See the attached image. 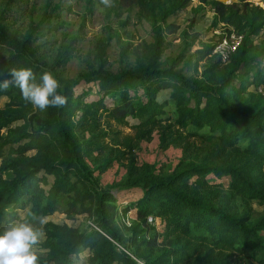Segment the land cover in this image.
Segmentation results:
<instances>
[{"label": "trees", "instance_id": "obj_1", "mask_svg": "<svg viewBox=\"0 0 264 264\" xmlns=\"http://www.w3.org/2000/svg\"><path fill=\"white\" fill-rule=\"evenodd\" d=\"M201 1L214 10V25L224 22L243 34L228 62L213 53L215 42L162 60L166 33L180 28L169 18L190 0H120L150 20L153 41L136 49L133 68L117 73L105 69L102 47L97 68L76 78L63 72L71 43L45 60L40 23L19 32L0 19V80L11 68H32L37 82L51 71L67 97L66 106L40 111L15 86L0 89V98H8L0 104V233L14 221L41 229L37 264H264V214L252 217L237 202H264V93L258 90L264 64L257 69L264 40L255 41L264 29V7L250 0ZM201 62V74L185 73V67L198 71ZM155 132L162 149L185 143L204 154L170 173L140 163L136 149ZM190 137L212 147L192 146ZM116 163L127 174L103 187L100 175ZM114 188L142 193L120 213ZM132 207L135 219L121 224ZM19 209L27 211L24 218ZM59 211L70 220L87 214L93 225L47 219Z\"/></svg>", "mask_w": 264, "mask_h": 264}, {"label": "rangeland", "instance_id": "obj_2", "mask_svg": "<svg viewBox=\"0 0 264 264\" xmlns=\"http://www.w3.org/2000/svg\"><path fill=\"white\" fill-rule=\"evenodd\" d=\"M222 1L231 3L235 0ZM250 1L264 7V0ZM215 16L211 6L201 0H190L185 10L177 15H171L170 22L177 23L180 28L176 32L166 33L162 60L166 63L183 51L193 52L207 43L212 44L217 41L218 37H221V33L228 32V28L235 30L233 26L224 22L214 25ZM194 17L195 24L192 28L190 25ZM0 19L10 24L12 30L19 32H25L31 22L40 23L44 36L40 41L42 42L40 53L45 60H52L71 43V51L63 66L64 75L69 78H76L81 73L97 68V57L102 47L105 48L106 70L117 73L122 68L131 69L137 60L136 49L143 43L153 41L150 20L140 14L136 6H124L120 0H110V5L103 4L101 0H0ZM263 40L264 29L255 37L257 43ZM260 62L257 69L264 64V56L260 58ZM183 66V63L179 65V67ZM199 66L198 71L185 67V73L187 75L201 74L204 62H201ZM253 77L252 74L250 80H253ZM237 87L238 82L235 85V88ZM250 89L254 90L255 86H251ZM258 90L264 93V86H260ZM167 96L165 92L159 93L160 100L166 99ZM7 101V97L0 98L1 105ZM168 108L171 110L170 106ZM114 125L124 133L133 132L129 126ZM200 132H207V129L204 128ZM187 140L192 146L194 144L197 147L206 145L205 151L212 147L211 144L197 137H190ZM195 148H190L185 143H172L168 148L162 149L159 134L155 132L151 140H143L138 145L136 153L140 163H156L159 171L170 173L182 160L195 159L196 155L204 154L203 151L197 152L198 149ZM126 174V166L116 163L100 175L101 185L106 187L120 182ZM48 178L51 184L54 177L49 176ZM113 192L117 196L120 213L125 206H131L133 202H136L142 193L141 191L124 192L118 188H114ZM237 202L239 210H249L252 217L257 218L264 214V202L260 200L256 199L246 203L244 199L238 198ZM19 213L21 218H24L27 211L19 209ZM135 213L136 209L132 207L126 215L122 216L121 224L125 223L130 226L135 219ZM152 217L153 221L150 222L154 224L156 220V226H160V219ZM51 218L57 223L66 222L79 228H86L89 224L93 225L87 214H80L70 220L59 211ZM14 222L22 223L21 221ZM43 239L44 235L40 238V242ZM39 243L33 245L34 253L41 252Z\"/></svg>", "mask_w": 264, "mask_h": 264}, {"label": "clouds", "instance_id": "obj_3", "mask_svg": "<svg viewBox=\"0 0 264 264\" xmlns=\"http://www.w3.org/2000/svg\"><path fill=\"white\" fill-rule=\"evenodd\" d=\"M110 5V0H101ZM0 73V76H3ZM15 86L22 98L34 108L45 111L50 107H64L67 97L59 92L60 81L51 71H44L37 82L36 73L30 67L11 68L8 77L0 80V89ZM43 232L27 222H13L0 233V264H37L33 245L40 242Z\"/></svg>", "mask_w": 264, "mask_h": 264}, {"label": "built area", "instance_id": "obj_4", "mask_svg": "<svg viewBox=\"0 0 264 264\" xmlns=\"http://www.w3.org/2000/svg\"><path fill=\"white\" fill-rule=\"evenodd\" d=\"M220 35L221 37H218L215 42L213 53L220 57L223 62H228L231 59L232 54L241 44L243 34L231 30L230 32L221 33ZM149 221H153L152 216L149 217Z\"/></svg>", "mask_w": 264, "mask_h": 264}, {"label": "crops", "instance_id": "obj_5", "mask_svg": "<svg viewBox=\"0 0 264 264\" xmlns=\"http://www.w3.org/2000/svg\"><path fill=\"white\" fill-rule=\"evenodd\" d=\"M53 215H54V214H53ZM51 217H52V215H51V216H49V217H47V219H48V220H52V218H51ZM53 221H54V220H53ZM43 235H44V234H43ZM43 240H44V239H43ZM43 240H41V241H43ZM84 254L86 255V253H84ZM84 254H82V256H81V257H84V256H85ZM82 260H83V258H82ZM82 260H81V261H82Z\"/></svg>", "mask_w": 264, "mask_h": 264}]
</instances>
